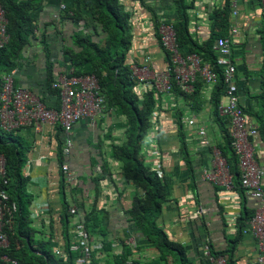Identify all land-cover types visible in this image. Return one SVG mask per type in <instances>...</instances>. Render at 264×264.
<instances>
[{"label": "crops", "instance_id": "obj_1", "mask_svg": "<svg viewBox=\"0 0 264 264\" xmlns=\"http://www.w3.org/2000/svg\"><path fill=\"white\" fill-rule=\"evenodd\" d=\"M121 1L125 10L131 14L132 45L128 53L129 64L141 66L146 57H149L151 71H163L166 65L165 53L155 36L158 32L153 19L160 13L159 20H174L173 0ZM228 1L185 0L186 5L190 6L189 31L196 41H205L215 24L214 15L220 12L228 15V24L224 28L226 37H229L234 27L240 33L234 37L231 56L238 69L237 81L241 90L239 99L251 114H255L261 109V102L255 97L263 92L264 87V50L261 44L264 12L258 0H241L238 14L234 17ZM59 5L58 0H41L40 6L34 10L36 21L28 37L29 42L20 50L19 60L13 70L14 84L29 90L50 108H58L59 100L57 95L48 91V70L51 69V77L55 80L60 74L73 69L65 62L63 54L65 48L73 46L74 34L94 32L92 38L96 42L102 41L105 36L99 29L96 32L91 29L95 27L91 19L88 28L84 27V21L78 23L62 19ZM73 49L80 51L77 47ZM136 87L139 88L138 84ZM147 88L137 90L139 98ZM211 88L202 86L200 96L203 102L195 112L187 109L178 99L182 117L194 118L193 125L182 122L181 132L184 134L183 146L191 167L187 166L179 150L182 142L178 140L180 136L175 123L174 95L156 98L158 107L153 112L152 127L144 138L142 155L145 163L164 178L167 186L168 201L163 205L158 226L172 241L185 247L196 264L214 262L204 254L205 247L210 244L216 251L233 248L235 264H255L256 241L252 235L243 233L242 229L251 219L247 215L252 217L259 205L248 197L245 190L241 194L235 188L226 190L206 182L202 176L203 170L212 169L213 150L224 144L220 130L212 118L213 109L209 102ZM225 103L226 99L222 97L219 104ZM251 114L247 116L258 132V124ZM156 127H160V135L151 138L149 133L152 132L154 136ZM200 127L205 128L210 146L199 145L197 131ZM230 128L231 125L229 132ZM58 129L59 126L56 125H45L40 129L26 126L11 132L8 137H13L19 145L26 146V160L21 173L28 179L27 192L33 197L29 217L35 231L34 240L50 243L54 253L60 250L64 239L60 225L55 220L61 213L63 203H67L68 210L76 208L80 213L78 219L84 226L86 215L91 210L107 214L106 238L100 234L91 236L93 261L98 264L112 263V258L104 251V247L109 245L111 254L116 256L126 249L131 250L132 255L126 264H153L158 252L141 240L140 234L125 214L133 197L137 195L136 189L121 176V165L112 158L113 145L124 141L123 116H119L113 108L104 107L94 124L88 119L75 123L71 132V152L68 157H64V164L68 165L70 172V180L64 179V188H61L63 174L57 158L60 151ZM61 135L64 140V134ZM162 143L163 149L160 145ZM255 149L257 162L264 170V135L258 133ZM245 218L247 221L241 227L240 222ZM69 220L68 234L71 242L74 236L72 225L77 217L70 214ZM240 230L241 234H237ZM237 235L239 239L233 244Z\"/></svg>", "mask_w": 264, "mask_h": 264}, {"label": "trees", "instance_id": "obj_2", "mask_svg": "<svg viewBox=\"0 0 264 264\" xmlns=\"http://www.w3.org/2000/svg\"><path fill=\"white\" fill-rule=\"evenodd\" d=\"M139 1L142 2V0ZM40 2L41 0H0V5L4 10L7 20V33L9 34L8 43L0 48V82L4 75L13 72L20 57V50L29 42L28 37L32 33L36 21L33 15L34 10L40 6ZM58 2L64 5V9L61 10L60 14L62 19L78 23L79 21H84L85 28L90 27L88 24L89 19H91L95 26L91 29L95 32L96 29H99L105 35L102 41L96 42L92 38L93 34L95 35L94 32H78L74 34L73 46L65 48L63 55L65 62L69 63L68 66L73 68L71 69L73 70L72 75H94L97 78L99 91L104 99L105 107L108 109L113 108L119 116H123L124 118V141L121 144L113 145L112 158L121 165V176L130 182L137 192V195L131 201V206L125 211L129 222L133 223L137 233L142 238L141 240L154 247L158 252V257L154 260L153 264H196V262L191 260L186 248L172 241L167 233L158 226L159 215L163 205L168 201L167 186L164 178L160 177L156 171L150 169L142 155V144L152 127L153 112L157 110L158 101L155 98L153 89L145 87L147 89L142 93L141 98L136 93L137 90L143 87H136L137 81L132 75L128 60V53L132 45L130 12L125 10L126 8L121 0H58ZM173 6L175 18L174 20L167 19L165 22L171 24L174 29L180 53L183 56L189 54L198 55L201 58V64L208 65L210 70L216 75V83L210 89L209 102L213 109V121L218 126L224 140V144L218 147V151L228 165L229 173L232 177V190L235 188L241 194L244 192V189L241 187L239 181L238 157L231 146L230 119L228 117H221L218 114V106L224 95L225 86L223 69L217 65L219 56L214 50V45L218 38L227 36L225 35L224 28L228 24V15L225 12L216 13L214 15L215 24L210 31V36L205 41L198 42L189 31L190 17L188 9L190 6L186 5L185 0H173ZM159 19L158 15H155L153 19L157 32L159 23H161ZM261 34V44L264 50V30L261 31ZM155 36L159 39L160 45L159 34H155ZM73 47H77L80 51L76 52ZM162 51L164 50L162 49ZM164 53L165 66H168L170 65V56L167 51H164ZM235 69L237 93L239 96L241 90L240 84L237 81L238 69L237 67ZM48 74H50L47 81L48 91L57 95L59 100L58 90L52 88L54 80L51 77L50 68ZM171 85L168 95L173 94L176 100L173 111L175 113L177 133L180 136L178 140L182 142V147L179 150L182 152L187 166L191 167V162L188 160L186 149L183 146L184 134L181 133L183 128V112L178 99L182 101V104L187 106V109L195 112L203 102L200 90L204 86V83L200 77H197L192 92L187 94L183 93L173 81ZM13 87L22 88L16 86L14 80ZM255 98L261 102V109L255 114H251L243 106L240 99L239 106L246 115L251 114L258 124V133L264 135V87L263 92ZM54 109H59V107H55ZM10 133L0 128V155L4 158L5 179L7 180L6 185H2V181L0 180V189L6 192L9 199L7 203L9 213L6 212L5 220L7 224L4 227L9 245L6 249L0 250V255L5 254L17 260L19 264H76L75 259L77 254L71 253L68 250L70 245L68 234L70 212L67 203H63L61 213L55 220L60 225L61 234L64 239L60 247V255L54 253L50 243L34 240L35 231L31 227L29 217V208L33 197L27 192L28 179L21 173L26 160V146L19 145V142L13 137L8 138ZM61 134H64V140L61 138ZM57 135L60 144L57 158L60 170L62 171L63 166L68 167L67 164H64V157L69 156L72 148L71 145L69 151L66 153L64 151L66 142L67 140L71 143L73 141L71 133L67 136L60 127ZM64 179L63 175L61 188L65 186ZM12 205L15 206V211L11 209ZM246 211L249 213L248 209ZM106 216L107 214L102 211L98 213L95 209L86 215L85 227L90 240H92L91 236L99 234L106 238L108 231V218ZM247 216L251 218L249 214ZM246 221L247 218L242 220L240 226H244ZM237 234H241V230ZM238 239L239 236L237 235L233 240V244H236ZM110 247L109 245L104 247L106 255L112 258V263L110 264H126L128 258L132 255L130 249H126L121 255H113L111 254ZM207 247L210 257L214 262L220 257H227V259L225 258L226 264H235L232 257L233 248L216 251L211 244ZM93 255L94 251L92 247V264H98L97 261H93Z\"/></svg>", "mask_w": 264, "mask_h": 264}, {"label": "built area", "instance_id": "obj_3", "mask_svg": "<svg viewBox=\"0 0 264 264\" xmlns=\"http://www.w3.org/2000/svg\"><path fill=\"white\" fill-rule=\"evenodd\" d=\"M241 0H229L232 16L238 14V4ZM260 8L264 12V0H258ZM158 26L160 45L170 56V65L163 71L152 72L150 58L140 65H130L133 77L138 86L148 87L154 90L155 98L168 95L172 81L183 93H191L197 77H200L204 85L211 88L216 83V75L208 65L201 64V58L196 54L183 56L176 43L175 32L171 24L161 20ZM7 20L0 5V48L8 41L6 31ZM229 37L218 38L214 50L218 54L217 65L223 69L225 104H219L218 113L230 119L231 146L238 157L239 181L250 199L259 205L251 219L246 223L243 233L250 234L257 244V257L255 264H264V170L257 162L255 139L258 136L256 126L239 106L238 88L236 83V69L231 60L234 47V37L240 33L236 27L232 28ZM0 83V128L5 132H13L21 127L34 126L40 129L42 126L59 125L63 132L69 136L79 120L88 119L91 124L104 110V99L100 94L98 80L94 75H72V71L64 72L55 78L52 88L59 92V109L48 108L39 97L23 88H14L12 78L4 77ZM182 122L188 125L194 124V118L182 117ZM198 143L202 147L210 146V140L206 130L200 127L197 131ZM72 143L67 140L65 152L69 151ZM212 169L202 172L203 179L215 186L226 190L232 189V177L229 173L225 159L218 149L213 150ZM4 158L0 155V180L2 185L7 184L5 179ZM62 174L66 181L70 180V172L67 166L62 167ZM8 195L0 189V250L9 245L4 227L7 224L6 212L9 213L7 203ZM11 209L15 211V206ZM71 215L77 217L72 225L73 240L69 245V252L77 254L76 264H92V245L90 236L83 224L78 219L80 213L76 208H70ZM60 255V250L55 251ZM204 254L209 260L208 247ZM217 264H226L224 257L218 258ZM0 264H19L15 259L5 254L0 255ZM130 264V262H128ZM132 264V263H131Z\"/></svg>", "mask_w": 264, "mask_h": 264}, {"label": "clouds", "instance_id": "obj_4", "mask_svg": "<svg viewBox=\"0 0 264 264\" xmlns=\"http://www.w3.org/2000/svg\"><path fill=\"white\" fill-rule=\"evenodd\" d=\"M60 10H63L64 9V5L62 4V3H60ZM6 31H7V25H6ZM8 34V33H7ZM8 39H9V34H8ZM7 43H8V41H7ZM6 43V44H7ZM5 44V45H6ZM3 47V46H2ZM232 52H233V49H232ZM70 71H72V70H70ZM13 75H14V72H12L11 74H8V75H4L3 77H2V79L4 78V77H6V76H9L10 78H12V81H13ZM1 82H3V80L1 81ZM0 82V83H1ZM27 90V89H26ZM29 91V90H28ZM104 107H105V105H104Z\"/></svg>", "mask_w": 264, "mask_h": 264}, {"label": "rangeland", "instance_id": "obj_5", "mask_svg": "<svg viewBox=\"0 0 264 264\" xmlns=\"http://www.w3.org/2000/svg\"><path fill=\"white\" fill-rule=\"evenodd\" d=\"M158 16L161 17V16H160V13L158 14ZM158 130H160V127H159V128L156 127V129L154 130V136H153V133H152V132L149 133V134L152 136L151 138H153V137H154V138H157V136L159 137L160 133H159ZM162 135H163V134H162ZM160 137H161V136H160ZM160 145L162 146V149H163V145H164V144L162 143V144H160Z\"/></svg>", "mask_w": 264, "mask_h": 264}]
</instances>
